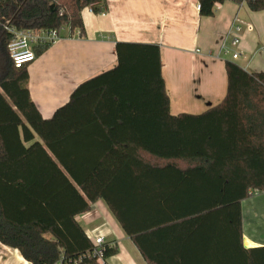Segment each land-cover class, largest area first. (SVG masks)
<instances>
[{
  "label": "trees",
  "instance_id": "1",
  "mask_svg": "<svg viewBox=\"0 0 264 264\" xmlns=\"http://www.w3.org/2000/svg\"><path fill=\"white\" fill-rule=\"evenodd\" d=\"M225 1L196 0L199 16L212 17ZM228 1L264 10V0ZM84 9L104 13L106 0H0V243L30 264H78L93 243L76 216L103 200L146 262L158 264L113 192L127 176L170 174L200 191L204 213L221 208L240 247V204L250 191L264 193V72L226 61L223 100L200 115L172 116L159 47L116 43L117 66L78 85L43 119L28 94L27 66L15 69L9 57L13 36L4 26L82 38ZM49 47L33 46L35 58ZM130 127L136 132H119ZM259 251L250 264H264ZM116 253L115 246L105 251L106 264Z\"/></svg>",
  "mask_w": 264,
  "mask_h": 264
},
{
  "label": "crops",
  "instance_id": "2",
  "mask_svg": "<svg viewBox=\"0 0 264 264\" xmlns=\"http://www.w3.org/2000/svg\"><path fill=\"white\" fill-rule=\"evenodd\" d=\"M106 5L101 14L82 10V38L70 37L62 30L59 38L26 67L28 94L43 119L51 118L67 103L78 85L117 66L116 43L159 47L172 116L200 115L223 100L226 61L247 72H264V10L251 12L245 4L227 0L215 6L212 17H201L196 0H106ZM233 25L241 28L239 46L233 49L236 59L223 52L230 43ZM119 132H136V127ZM144 160L163 165L148 157ZM124 180L113 197L117 208L133 218L132 227L146 233L142 245L151 257L149 261L250 264V256L256 262L261 258L264 193L251 195L250 191L240 204V248L235 247V232L224 221L221 208L212 207L204 213L202 201L197 200L200 191L179 184L183 179L178 175L127 176ZM76 221L90 240L101 236L116 247L117 253L107 264H148L103 200L91 204ZM0 264L30 263L17 250L0 243Z\"/></svg>",
  "mask_w": 264,
  "mask_h": 264
},
{
  "label": "built area",
  "instance_id": "3",
  "mask_svg": "<svg viewBox=\"0 0 264 264\" xmlns=\"http://www.w3.org/2000/svg\"><path fill=\"white\" fill-rule=\"evenodd\" d=\"M199 10V5H196ZM250 29V27H249ZM4 30L13 36V39L8 45L9 57L15 69H21L30 65L35 60L32 47L36 45L53 44L58 38L55 31H37V30H17L10 25H5ZM241 28L238 25H233L230 32V43L223 47L224 54L232 53V59L238 57L233 49L239 46V33ZM257 192H252L251 195H256ZM93 248L91 252L82 256L78 264H106L104 253L107 249L114 247L112 243H107L103 237H95L91 240Z\"/></svg>",
  "mask_w": 264,
  "mask_h": 264
}]
</instances>
